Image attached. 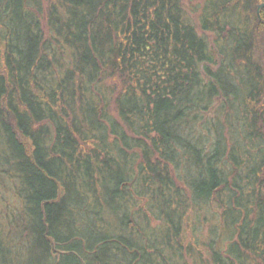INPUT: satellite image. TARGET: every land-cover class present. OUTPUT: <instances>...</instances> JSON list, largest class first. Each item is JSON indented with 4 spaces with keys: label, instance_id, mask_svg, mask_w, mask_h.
Wrapping results in <instances>:
<instances>
[{
    "label": "trees",
    "instance_id": "trees-1",
    "mask_svg": "<svg viewBox=\"0 0 264 264\" xmlns=\"http://www.w3.org/2000/svg\"><path fill=\"white\" fill-rule=\"evenodd\" d=\"M262 3L0 0V264H264Z\"/></svg>",
    "mask_w": 264,
    "mask_h": 264
},
{
    "label": "rangeland",
    "instance_id": "rangeland-1",
    "mask_svg": "<svg viewBox=\"0 0 264 264\" xmlns=\"http://www.w3.org/2000/svg\"><path fill=\"white\" fill-rule=\"evenodd\" d=\"M12 204V199H11V196H10V194H8L7 193V191L5 192V195L4 194H2V193H0V208L1 209H6L7 207H9L10 205ZM213 224V223H212ZM211 224V222H209V223H207V224H200V229H199V231H198V235H199V240H200V242L201 243H204V242H206L207 243V241L208 240H210V239H212V238H214L216 241H218V243H221V245H225L226 243H227V234L225 235V242L226 243H223L222 242V233L221 234H219V235H215V234H213V233H211V228H210V226L212 225ZM187 230H188V233H187V236H190V232H191V229L190 228H187ZM193 233V232H192ZM191 233V234H192ZM224 241V240H223ZM200 243V244H201ZM201 247H204V249L206 248L205 247V244L204 245H202L201 244ZM22 254H23V256L24 257H27L28 255H26V253L25 252H21ZM207 253H205V254H203V253H198L197 254V257L196 258H201L202 256L204 257L203 259H204V263L205 264H208L209 263V259H210V255L209 254H207ZM26 255V256H25ZM203 263V264H204ZM189 264H193L192 262H190Z\"/></svg>",
    "mask_w": 264,
    "mask_h": 264
},
{
    "label": "water",
    "instance_id": "water-1",
    "mask_svg": "<svg viewBox=\"0 0 264 264\" xmlns=\"http://www.w3.org/2000/svg\"><path fill=\"white\" fill-rule=\"evenodd\" d=\"M262 7H264V3L260 4L258 7V13L260 12V10L262 9Z\"/></svg>",
    "mask_w": 264,
    "mask_h": 264
}]
</instances>
